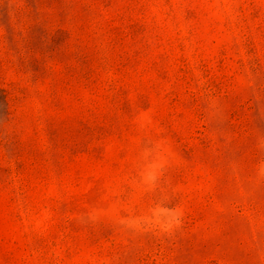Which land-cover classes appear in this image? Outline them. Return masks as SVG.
<instances>
[{"label": "rangeland", "instance_id": "obj_1", "mask_svg": "<svg viewBox=\"0 0 264 264\" xmlns=\"http://www.w3.org/2000/svg\"><path fill=\"white\" fill-rule=\"evenodd\" d=\"M0 264H264V0H0Z\"/></svg>", "mask_w": 264, "mask_h": 264}, {"label": "clouds", "instance_id": "obj_2", "mask_svg": "<svg viewBox=\"0 0 264 264\" xmlns=\"http://www.w3.org/2000/svg\"><path fill=\"white\" fill-rule=\"evenodd\" d=\"M155 179V177H153ZM183 217V211L179 208L167 209L163 216L151 217V226L162 232H171L179 228Z\"/></svg>", "mask_w": 264, "mask_h": 264}]
</instances>
